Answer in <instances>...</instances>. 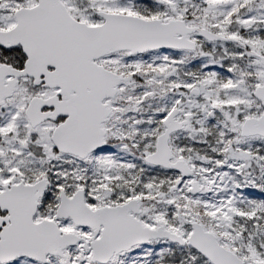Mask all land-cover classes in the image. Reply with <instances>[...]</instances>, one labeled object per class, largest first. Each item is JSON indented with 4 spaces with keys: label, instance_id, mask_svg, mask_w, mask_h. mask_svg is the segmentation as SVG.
Wrapping results in <instances>:
<instances>
[{
    "label": "snow or ice",
    "instance_id": "6c2138e0",
    "mask_svg": "<svg viewBox=\"0 0 264 264\" xmlns=\"http://www.w3.org/2000/svg\"><path fill=\"white\" fill-rule=\"evenodd\" d=\"M0 264H264V0H0Z\"/></svg>",
    "mask_w": 264,
    "mask_h": 264
}]
</instances>
